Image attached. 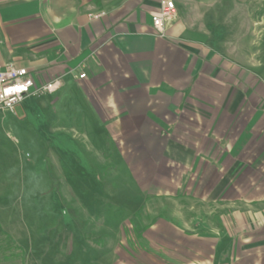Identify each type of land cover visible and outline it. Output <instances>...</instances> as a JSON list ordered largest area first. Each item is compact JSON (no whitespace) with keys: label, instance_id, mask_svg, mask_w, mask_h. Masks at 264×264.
Instances as JSON below:
<instances>
[{"label":"crops","instance_id":"0c3cea01","mask_svg":"<svg viewBox=\"0 0 264 264\" xmlns=\"http://www.w3.org/2000/svg\"><path fill=\"white\" fill-rule=\"evenodd\" d=\"M172 1L159 32L161 0H0V65L27 67L37 86L60 80L17 103L32 102L36 131L55 134L50 147L85 141L90 160H121L141 187L122 193L138 208L119 222L63 191L79 264H264L260 19L232 12L245 0ZM13 244L19 264H42L33 242L28 255Z\"/></svg>","mask_w":264,"mask_h":264},{"label":"rangeland","instance_id":"374dc122","mask_svg":"<svg viewBox=\"0 0 264 264\" xmlns=\"http://www.w3.org/2000/svg\"><path fill=\"white\" fill-rule=\"evenodd\" d=\"M251 1L236 3L232 12L240 17L260 19L253 26L257 31L254 38L256 47L264 50V0H256L259 2L256 10L249 5ZM231 23L236 25L237 22ZM250 23L247 19L240 21V25L246 28ZM257 58L263 67H256L255 70L264 71V53ZM31 104L29 101L15 104L14 112L0 109V224L4 231L3 235L0 234V264H19L15 257L19 254L17 250H3L8 239L12 240V244L16 241L21 245L27 255L33 242L37 252L35 255L41 258L42 264L51 263L53 258H67L68 254L73 257L65 263L79 264L82 246L76 243L75 226L74 230L70 228L74 237L71 235L68 239L64 231L63 223L67 220L68 209L62 197L65 195L63 191L79 192L83 205L87 207L111 208L113 219L119 222L138 208L135 198H125L122 193L129 194L141 187H137L131 179L121 160L113 156L90 160L88 154L92 150L86 148L85 141L79 143L72 139L74 144L65 147L54 142L50 147L47 139L55 134L36 131L29 113L24 111ZM102 151L110 152L107 147ZM94 190L101 192L102 203L89 197ZM115 192H118L117 197L114 196ZM38 240L39 244H36ZM70 249H73V253Z\"/></svg>","mask_w":264,"mask_h":264},{"label":"built area","instance_id":"2783aa9c","mask_svg":"<svg viewBox=\"0 0 264 264\" xmlns=\"http://www.w3.org/2000/svg\"><path fill=\"white\" fill-rule=\"evenodd\" d=\"M176 16V9L172 0H161L159 9L151 12L152 25L159 32L164 25ZM78 78H84L85 73H79ZM60 85L59 78H51L49 81L37 86L29 69L17 66L13 62L0 65V109H8L14 112V106L25 96L37 93H52Z\"/></svg>","mask_w":264,"mask_h":264},{"label":"trees","instance_id":"16d2710c","mask_svg":"<svg viewBox=\"0 0 264 264\" xmlns=\"http://www.w3.org/2000/svg\"><path fill=\"white\" fill-rule=\"evenodd\" d=\"M131 221L135 224V227H136V225H137V219H136L135 216L132 217ZM3 232H4L3 231V228H2V226L0 224V234L3 235ZM5 245L6 246L3 248L4 251H7V250L10 251L11 249H13V250H17L18 249L17 246H15V245L12 244V240H10V239H8V241L5 242ZM0 248L2 249V247H0ZM11 255H13V254H11ZM14 256H15V254H14Z\"/></svg>","mask_w":264,"mask_h":264}]
</instances>
